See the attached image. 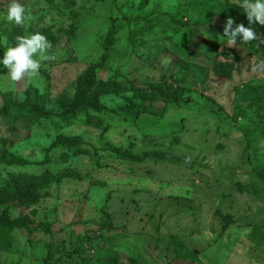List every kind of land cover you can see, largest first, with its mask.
<instances>
[{
	"label": "rangeland",
	"instance_id": "rangeland-1",
	"mask_svg": "<svg viewBox=\"0 0 264 264\" xmlns=\"http://www.w3.org/2000/svg\"><path fill=\"white\" fill-rule=\"evenodd\" d=\"M11 2L0 58L51 47L34 80L0 66V264H264V26L227 43L240 0H20L21 26ZM93 69L101 111L24 108L67 111Z\"/></svg>",
	"mask_w": 264,
	"mask_h": 264
},
{
	"label": "clouds",
	"instance_id": "clouds-1",
	"mask_svg": "<svg viewBox=\"0 0 264 264\" xmlns=\"http://www.w3.org/2000/svg\"><path fill=\"white\" fill-rule=\"evenodd\" d=\"M238 7L246 14L249 26L245 27L243 23L236 24L231 17L227 19L223 31L227 43L231 46H235L237 41L242 45L256 41L258 33L252 25L258 23L264 26V0H240ZM29 15L30 10L20 3V0H12L5 19L9 23L21 26ZM50 47L46 37L40 33L19 35L15 38V45L4 51L3 57L0 58V66L7 70L6 74L13 84L25 79L34 80L39 76L42 61L50 59L48 54ZM253 71L264 72V61L255 64Z\"/></svg>",
	"mask_w": 264,
	"mask_h": 264
},
{
	"label": "trees",
	"instance_id": "trees-1",
	"mask_svg": "<svg viewBox=\"0 0 264 264\" xmlns=\"http://www.w3.org/2000/svg\"><path fill=\"white\" fill-rule=\"evenodd\" d=\"M112 39V38H111ZM112 43V40H109L108 42V46H110ZM109 59V55L108 53H105V56L103 58V62L106 63V61H108ZM94 69L91 70L88 75L85 77V79L83 80L82 86L79 88L77 94L74 97L73 100V105L72 107H70L67 111L61 113V114H54L52 112L49 111H45L43 109L40 108V106L38 104L32 103V102H28L24 108L26 107L27 109L30 108L38 117L40 118H59L61 120H67V119H71L73 118L81 109L83 108H87V107H91L94 108L97 111H101L102 107L98 105V97L101 96L103 93H105L109 87V85H101L97 88H95V90L92 92V94L90 95V97L88 98H84L85 93L91 89V78ZM88 99V100H87ZM9 106L6 105L2 110H0L3 113H8L10 111H12V109L8 108ZM0 112V113H1ZM130 160H139V158L137 157H133V158H129ZM11 163L16 164H23V160H19L16 158H12L11 159ZM9 220L7 219V225L9 227H12L14 225V223H9ZM6 222L3 223V225ZM17 225H21L20 222H15ZM79 251V250H78ZM185 258L183 257L182 260H184Z\"/></svg>",
	"mask_w": 264,
	"mask_h": 264
}]
</instances>
